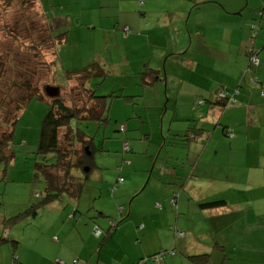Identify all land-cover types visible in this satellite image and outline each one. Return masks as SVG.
<instances>
[{
	"label": "crops",
	"instance_id": "obj_1",
	"mask_svg": "<svg viewBox=\"0 0 264 264\" xmlns=\"http://www.w3.org/2000/svg\"><path fill=\"white\" fill-rule=\"evenodd\" d=\"M167 1L148 0L162 5L150 11L153 23L135 35H152L143 58L135 60L120 52L117 59L103 55L100 60L116 68V76L130 78L121 86L133 96L125 100L131 103L125 117L152 128L138 136L141 139L123 140L116 165L122 183L116 177L114 184L108 175L111 171L97 166L93 158L95 166L82 172V177L79 170L72 172L84 182L78 199L66 194L40 205L43 191L36 193L40 200L27 215L28 224L41 231L42 220L36 222L39 213L55 205L53 240L52 232L47 233L57 252L55 262L42 254L32 264H66L70 259L71 264H154L139 261L170 249L175 254L166 255L162 264H193L186 256L205 252L211 253L208 264H264V0H227L222 8L214 5L218 0H172L163 6ZM254 25L258 26L254 41L258 64L251 67L246 49ZM113 31L122 40L121 33ZM103 42L108 46L110 38ZM150 71L156 72L155 81H150ZM143 73L149 84L141 85ZM143 88L150 92L152 103L143 105L138 99ZM222 90L236 91L237 104L224 107L217 102ZM195 127L203 130L195 131L193 140L176 143L183 139L177 134L186 135ZM120 130L128 132L123 125ZM140 155L152 163L146 190L133 177ZM212 200L223 203L201 206ZM134 203L140 205L136 213ZM169 209L175 210V217ZM118 216L127 219L109 230L110 219ZM65 226L76 231H65ZM176 229L183 235L177 236ZM230 231L240 232L233 236ZM7 235L0 238V264H27L17 255L20 243L9 238L11 231Z\"/></svg>",
	"mask_w": 264,
	"mask_h": 264
},
{
	"label": "rangeland",
	"instance_id": "obj_2",
	"mask_svg": "<svg viewBox=\"0 0 264 264\" xmlns=\"http://www.w3.org/2000/svg\"><path fill=\"white\" fill-rule=\"evenodd\" d=\"M171 1L168 0L163 6L171 4ZM215 3H217L214 4L216 7L222 8L227 0H218ZM159 5L162 4L151 5L148 0H37V2L14 0L6 6L0 0V120L10 122L9 120L14 115L19 114L13 126V138L9 147L12 156L7 162L5 159L0 161V231H2L0 238L3 235V239H6L8 231H11L9 238L20 243L17 255L22 257L25 263L32 264L34 257L37 256L38 260L42 254L55 262L57 248L55 244L51 243L50 234L47 231L52 232L51 240H53L55 231L51 228L55 229L57 214L55 205L52 208L47 206L46 209H42L36 219V222L42 220L41 231L36 230L34 225L28 224L30 220L27 215L31 214L28 209L40 200L36 193L39 190H44L41 176L38 175L41 179L36 177L34 163L37 161L36 150L40 127L43 117L47 113V105L31 98L26 101L22 110H18V106L29 97L32 91L44 93L47 86L57 84L59 87L71 86L77 89L74 86L78 85L79 81L73 79L69 83L66 80L64 69H79L84 64L100 63L103 55H115L113 58L117 59L116 54L120 52L127 53L135 60L143 58L149 52L152 35L143 34L140 37H135V35L140 28L144 29L153 23L154 17L150 11ZM44 21L54 35L67 32V42L64 41L56 49L59 64L54 69L53 75L52 70L48 72L47 65L55 57V49L50 45L41 46L40 43L48 36ZM125 27L128 28L127 32L123 30ZM115 29L121 33L122 40L113 34ZM128 36L130 38H127ZM106 38H110L109 49L104 43L105 41L103 42ZM32 42H35L39 48H33ZM133 42L136 43L132 44ZM138 43L143 46L137 49ZM79 44L84 47L79 49ZM87 55L96 56L93 58L87 57ZM71 64L73 67H70ZM112 64H115L114 61ZM104 67L111 73L104 81L101 82L100 78L89 79L88 85L95 90L96 94H108L115 82L119 86L130 80L125 75H123L124 77L116 76L114 74L117 71L116 68ZM117 77L122 78L117 81ZM116 85L114 89L118 88ZM126 90H130V88L127 87ZM143 91L144 94L138 99L144 101L143 105L152 103L148 89L143 88ZM65 95L68 98L67 93ZM81 95L84 99L85 95L83 93ZM111 100L112 104L110 103L107 112L110 117L109 121L106 120L102 125L85 120L78 122H80L81 130L90 138L92 144L90 158H95L97 166H106L111 171L108 175L115 184L119 173L116 165H119L122 155L123 140L141 139L144 136L142 134H148V130L153 125L136 124L132 119L128 120L125 116H128L131 103H127L121 98ZM66 101L69 103L67 99ZM121 125L126 127L127 133L120 130ZM138 126H141V129ZM179 126L183 127V124H179ZM3 128L0 125V130ZM60 136V142L64 149L80 146L79 142L70 144V136L66 128L62 129ZM125 136L127 137L124 138ZM135 139L133 144L136 143ZM166 146L168 145L166 144L165 148ZM139 159L140 162L137 164L139 167L137 171H134L133 177L134 181L141 184V188L146 190L148 189V185L146 186L149 178L148 172L152 163L144 155H140ZM134 166L135 163L132 168ZM142 170H147V172ZM61 174L63 175V172ZM82 175L84 174L80 171V176L82 177ZM125 178L128 179L127 176ZM110 190H113V186ZM143 193L141 192L142 195ZM134 207V213L140 210V205L136 207L134 203ZM162 210H165L164 207ZM169 211L175 217V210L169 209ZM179 212L182 213L181 210ZM23 213L25 214L23 215ZM12 216H15L16 219H11ZM126 219L127 217L124 218V220ZM124 220L119 218L117 224L120 225L125 222ZM69 221L72 226L73 220ZM65 228V231H76L67 226ZM178 228L180 229V227ZM124 229L130 231L129 226H125ZM170 231L172 230L170 229ZM230 232L236 236L240 231ZM4 242L8 243L7 240ZM126 250L132 251L130 248ZM64 262L71 264L73 260Z\"/></svg>",
	"mask_w": 264,
	"mask_h": 264
},
{
	"label": "trees",
	"instance_id": "obj_3",
	"mask_svg": "<svg viewBox=\"0 0 264 264\" xmlns=\"http://www.w3.org/2000/svg\"><path fill=\"white\" fill-rule=\"evenodd\" d=\"M4 2L6 6H8L14 0H1ZM25 2H30V0H25ZM33 2H37V0H33ZM262 13V11H261ZM45 22V21H44ZM257 24V23H256ZM45 30L48 32V36L40 41L42 45H50L54 47L55 57L48 63L47 68L48 72H51L52 75L54 73V69L57 68L59 64V58L57 55V46L59 47L64 41L67 39V32H62L59 34L51 33L49 27L45 22ZM254 26H252V36H254ZM127 28V27H125ZM124 28V29H125ZM123 29V30H124ZM14 37H16L14 35ZM33 48L38 49L39 47L35 42H32L31 45ZM258 50L254 49L250 52V56H255ZM256 57V56H255ZM250 61V60H249ZM249 66L255 67L250 64ZM47 71V69H46ZM152 71V70H151ZM150 71V72H151ZM156 73V72H155ZM154 72H151L152 78L150 81H155L157 79V75ZM64 74L66 80L70 83L73 79L78 80V85H75L77 89L69 86H58L59 93L57 95H49L47 92H34L32 91L28 98H26L22 104L18 106V110H22L25 106L26 101L31 98H35L40 102H43L47 105V113L43 117L42 124L40 127L39 141L37 146V157L34 166L36 171V177L40 178L44 183L43 197L40 200V205L47 203L53 199H57L62 197L65 194H68L72 199H78L84 189V182L82 178L75 177L72 175L74 170H80L81 172L91 170L95 166V163L92 161L93 158L91 156V141L90 138L81 130L79 127L78 121L85 120L91 121L94 124L102 125L103 122L107 120L105 117L107 108L109 107V101L114 98H121L124 100H130L133 98L132 95L128 93H124L121 88L122 85H116L117 82L113 85L108 94H96L95 90L88 86V81L90 78H100L101 82L104 81L111 73L108 69L104 67V65L99 62H92L82 66L79 69H64ZM149 74V73H148ZM154 74V75H153ZM143 76V83L141 85L147 84L145 80V74H141ZM122 77H117V81ZM149 81V82H150ZM77 84V83H76ZM149 84V83H148ZM115 85L120 89H114ZM122 89V90H121ZM261 91V95L262 92ZM85 95L83 99L81 93ZM219 92H224L225 96L221 97ZM217 93V102L222 103L224 107H230L237 104L236 91L228 93L224 90L219 91ZM67 97L66 98V94ZM66 99L69 101L67 103ZM215 101V102H216ZM21 112V111H20ZM19 115V114H18ZM18 115H14L10 122H5V120H0V125L3 129L0 130V161L3 159L6 162L12 156V151L9 149L12 143L13 136V126L18 119ZM106 118V119H105ZM6 126V127H5ZM63 128H66L67 133L70 136V144H74V142H79L80 146L72 149H64L61 145V131ZM203 130L201 128L197 129L190 128L186 135L177 134L179 137L183 138L179 143L181 145H186L189 141L195 138V131ZM191 132L190 135L188 133ZM73 136V137H72ZM228 136L232 137L233 133H228ZM125 146V145H124ZM123 150L127 151L128 149ZM41 157V158H40ZM63 172V175L61 174ZM41 173V174H40ZM40 175V176H38ZM64 177V178H63ZM119 178V177H118ZM121 178V177H120ZM123 179V178H122ZM117 180V179H116ZM119 183H122L118 179ZM223 203V200H212L201 203V206L204 208L207 207H215L219 206ZM38 206V204H34L32 208H29V211H32L33 208ZM36 212V211H35ZM121 217V213H119ZM110 219L109 221V230H112L115 226H117V221L119 219ZM181 231L179 229H176ZM102 232V231H101ZM176 232V231H175ZM183 232V231H182ZM106 236L103 237L102 240L105 239ZM170 251H173V254H170ZM163 252L160 260L158 261L157 256ZM175 251L173 249L170 250H159L154 254L149 255L148 257H142L140 259V263L146 261H152L154 264H162V260L166 257V255H174ZM188 260H190L193 264H208L211 259V253H198L193 255L186 256ZM76 263V261H75Z\"/></svg>",
	"mask_w": 264,
	"mask_h": 264
},
{
	"label": "built area",
	"instance_id": "obj_4",
	"mask_svg": "<svg viewBox=\"0 0 264 264\" xmlns=\"http://www.w3.org/2000/svg\"><path fill=\"white\" fill-rule=\"evenodd\" d=\"M253 29H254V31H255V30H256V27L254 26ZM124 31L127 32V31H128V28H125ZM250 64L253 65V66H256V65L258 64V59H257L255 56H253V55L250 56ZM219 95H220L221 97H224V96H225V93H224V92H219ZM262 95H264V91L262 92ZM124 149H128V145H125V146H124ZM119 180L122 181L123 179H122V178H119ZM99 232H100L99 229H96V231H95L94 233H95L96 235H98ZM175 234H176L177 236H182V235H183V232H182V231H178V230H176ZM162 254H163V252H161V253L157 256L158 261L160 260V257L162 256ZM170 254H173V251H170Z\"/></svg>",
	"mask_w": 264,
	"mask_h": 264
},
{
	"label": "water",
	"instance_id": "obj_5",
	"mask_svg": "<svg viewBox=\"0 0 264 264\" xmlns=\"http://www.w3.org/2000/svg\"><path fill=\"white\" fill-rule=\"evenodd\" d=\"M254 26L256 27V30L254 31V36L249 39V42H250L251 46L247 47V49H246V53L247 54H248V52L250 53L252 50L257 49L254 46V41H255L257 30H258V26L257 25H254ZM46 92L49 95H57L59 93V88L55 87V86H47L46 87ZM97 229H99V228H97Z\"/></svg>",
	"mask_w": 264,
	"mask_h": 264
}]
</instances>
